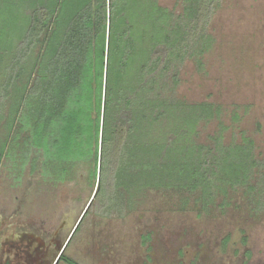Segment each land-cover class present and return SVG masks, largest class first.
Returning <instances> with one entry per match:
<instances>
[{"label":"trees","instance_id":"obj_1","mask_svg":"<svg viewBox=\"0 0 264 264\" xmlns=\"http://www.w3.org/2000/svg\"><path fill=\"white\" fill-rule=\"evenodd\" d=\"M222 1L179 0L177 12L158 0H0V163L39 168L53 183L85 167L97 189L74 235L91 210L126 216L150 190L180 194L182 206L195 195L206 212L241 191L264 212L254 140L241 132L226 142L220 105L176 95L186 61L205 71Z\"/></svg>","mask_w":264,"mask_h":264},{"label":"rangeland","instance_id":"obj_2","mask_svg":"<svg viewBox=\"0 0 264 264\" xmlns=\"http://www.w3.org/2000/svg\"><path fill=\"white\" fill-rule=\"evenodd\" d=\"M158 1L177 12L181 9L179 0ZM209 31L214 43L204 55L205 71L197 72L193 62L186 61L176 95L220 105V119L227 126L224 140L230 141L233 134L240 140L244 132L262 156L264 0H223ZM217 124L216 119L201 123L197 140L209 142ZM3 125L0 121V141L5 137ZM77 172L73 181L53 183L28 164L15 171L3 157L0 221L10 216L11 224L23 230L62 226L65 238L93 203L96 188L86 179L85 167ZM180 198L172 191L150 190L126 216L91 210L68 245L69 254L84 264H264V212L252 213L241 191H230L225 205L219 196L207 212L198 208L195 195L188 196L184 206Z\"/></svg>","mask_w":264,"mask_h":264},{"label":"flooded vegetation","instance_id":"obj_3","mask_svg":"<svg viewBox=\"0 0 264 264\" xmlns=\"http://www.w3.org/2000/svg\"><path fill=\"white\" fill-rule=\"evenodd\" d=\"M10 221V216L0 221V264H68L65 259L72 258L68 245L80 221L65 238L62 226L50 231L42 226L23 230Z\"/></svg>","mask_w":264,"mask_h":264},{"label":"water","instance_id":"obj_4","mask_svg":"<svg viewBox=\"0 0 264 264\" xmlns=\"http://www.w3.org/2000/svg\"><path fill=\"white\" fill-rule=\"evenodd\" d=\"M98 167H99V166H98ZM97 183H98V180H97ZM96 189H97V186H96V188H95V190H94V192H93V194H92V197H91V200H90V202L93 200V198H94V196H95ZM89 204H90V203H89ZM89 204L86 206L85 210H84V211H83V213L81 214V216H80V218H79V220H78V221H80V220H81L82 216H83V215H84V213L87 211Z\"/></svg>","mask_w":264,"mask_h":264},{"label":"crops","instance_id":"obj_5","mask_svg":"<svg viewBox=\"0 0 264 264\" xmlns=\"http://www.w3.org/2000/svg\"><path fill=\"white\" fill-rule=\"evenodd\" d=\"M68 252H69V250H68ZM71 256V255H70ZM72 257V259H74L75 261H77V262H79V263H82V261H80V260H78V258L76 257V255H72L71 256ZM84 264V263H83Z\"/></svg>","mask_w":264,"mask_h":264}]
</instances>
